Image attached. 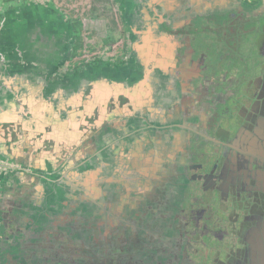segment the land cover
<instances>
[{
  "label": "flooded vegetation",
  "instance_id": "af4514ba",
  "mask_svg": "<svg viewBox=\"0 0 264 264\" xmlns=\"http://www.w3.org/2000/svg\"><path fill=\"white\" fill-rule=\"evenodd\" d=\"M197 1L0 0V264H264V0Z\"/></svg>",
  "mask_w": 264,
  "mask_h": 264
},
{
  "label": "crops",
  "instance_id": "0c3cea01",
  "mask_svg": "<svg viewBox=\"0 0 264 264\" xmlns=\"http://www.w3.org/2000/svg\"><path fill=\"white\" fill-rule=\"evenodd\" d=\"M4 71H6V70H3L0 68V116L3 115V118H1L0 121L7 122L8 126H9L10 121L15 122L14 125L16 126V129H15L16 132L14 133V136H16V135H18L17 123H21V120L18 118L19 117L18 116L19 115V109H17L18 108V104H17L18 99L14 98V96L12 95V92L10 90V87L8 85H6L5 80L9 77L12 78L13 76H16L19 78V74L23 73V75L29 77L30 82L39 83V82L44 80V77L47 74L42 69L37 70V69H33V68L27 69V72H9V73H7ZM43 98H44V96L42 94H40L34 98V101H35V99L38 101L33 102V103H35V107L33 110L34 119L32 120V123H34L33 121L35 120V125H38V128H43V126H44L42 124L43 116L46 114V112H48V108H49L46 106V101H44ZM12 103L14 105H12ZM5 112H8V113L6 114ZM11 113L14 115L13 120H11V118H12ZM38 128H37V130H38ZM36 136H37V133H33V134H30L28 136V138L33 140V138ZM24 139H27V138L24 137L20 141H23ZM32 140H31V142L33 144ZM27 144H29L30 146L32 145L30 143H27ZM41 146H42V144L39 147H41ZM15 147L18 149L17 146H15ZM12 149H13V147H12ZM51 162L54 165H56L57 161H51Z\"/></svg>",
  "mask_w": 264,
  "mask_h": 264
},
{
  "label": "water",
  "instance_id": "95a60500",
  "mask_svg": "<svg viewBox=\"0 0 264 264\" xmlns=\"http://www.w3.org/2000/svg\"><path fill=\"white\" fill-rule=\"evenodd\" d=\"M197 4L199 7H201L202 5H205V7L208 9L211 8V6H217L220 5L221 2H219L218 0L213 1V0H198Z\"/></svg>",
  "mask_w": 264,
  "mask_h": 264
}]
</instances>
